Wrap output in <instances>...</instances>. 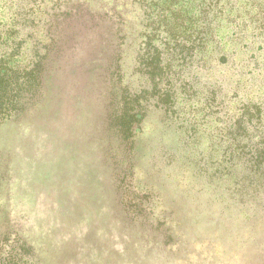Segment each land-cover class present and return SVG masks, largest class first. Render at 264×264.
I'll return each mask as SVG.
<instances>
[{
	"label": "rangeland",
	"instance_id": "rangeland-1",
	"mask_svg": "<svg viewBox=\"0 0 264 264\" xmlns=\"http://www.w3.org/2000/svg\"><path fill=\"white\" fill-rule=\"evenodd\" d=\"M51 2L0 14L44 66L0 119V264H264V0Z\"/></svg>",
	"mask_w": 264,
	"mask_h": 264
},
{
	"label": "trees",
	"instance_id": "trees-1",
	"mask_svg": "<svg viewBox=\"0 0 264 264\" xmlns=\"http://www.w3.org/2000/svg\"><path fill=\"white\" fill-rule=\"evenodd\" d=\"M71 2H73V0H57L56 4L52 2L49 3L52 5L51 7H49V5L44 7L41 5L42 7H40V9L43 10L42 14L44 16H50L52 12H59L69 16L71 15L69 13L72 12V7L69 6ZM33 4L37 6V0H35ZM34 5L31 6V0H0V14L4 15L8 20V29H12V32L14 31L13 29H24L26 20H29L33 15L28 9L30 6L33 7ZM46 20L48 21L47 17ZM10 34L5 33V38H7L6 40L8 42L13 39L9 37ZM13 34V36L18 35L17 32ZM14 49L15 47H4L3 52L0 53V119L5 115H9L11 112H15L17 109L18 99L22 93L21 87L24 85L20 84L21 76L24 75L28 78L33 71L35 72L44 68L42 63L43 59L41 55H39L34 57L36 62L35 64H31V71L24 72L22 75L15 73L9 67V59L19 54ZM31 62H33V59Z\"/></svg>",
	"mask_w": 264,
	"mask_h": 264
}]
</instances>
